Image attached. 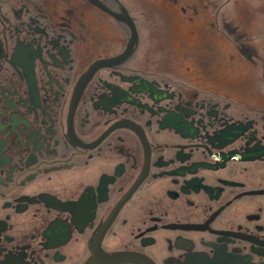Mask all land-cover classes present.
Here are the masks:
<instances>
[{"label":"flooded vegetation","instance_id":"1","mask_svg":"<svg viewBox=\"0 0 264 264\" xmlns=\"http://www.w3.org/2000/svg\"><path fill=\"white\" fill-rule=\"evenodd\" d=\"M230 2L0 0V264H264V38Z\"/></svg>","mask_w":264,"mask_h":264},{"label":"rangeland","instance_id":"2","mask_svg":"<svg viewBox=\"0 0 264 264\" xmlns=\"http://www.w3.org/2000/svg\"><path fill=\"white\" fill-rule=\"evenodd\" d=\"M230 4L227 7L226 15L233 14L243 24L249 33H252L256 37L264 38V0H230ZM255 1V2H253ZM247 22L248 27L243 23ZM187 26V25H186ZM173 28V22H162L161 33L162 37L166 36V33L170 32ZM174 29V28H173ZM165 42V40H163ZM167 47L169 46V40L166 38ZM182 41H179L181 44ZM242 79L253 78L246 77V73L243 71Z\"/></svg>","mask_w":264,"mask_h":264}]
</instances>
